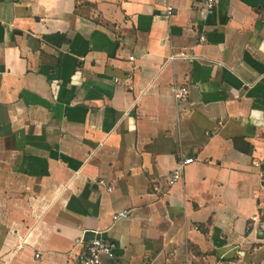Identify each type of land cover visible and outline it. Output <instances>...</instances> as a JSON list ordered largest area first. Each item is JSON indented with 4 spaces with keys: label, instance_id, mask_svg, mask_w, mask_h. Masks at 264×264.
<instances>
[{
    "label": "crops",
    "instance_id": "1",
    "mask_svg": "<svg viewBox=\"0 0 264 264\" xmlns=\"http://www.w3.org/2000/svg\"><path fill=\"white\" fill-rule=\"evenodd\" d=\"M204 1L0 0V264H264V0Z\"/></svg>",
    "mask_w": 264,
    "mask_h": 264
},
{
    "label": "built area",
    "instance_id": "2",
    "mask_svg": "<svg viewBox=\"0 0 264 264\" xmlns=\"http://www.w3.org/2000/svg\"><path fill=\"white\" fill-rule=\"evenodd\" d=\"M204 5L209 13H212L215 8L214 0H205ZM167 15H172L171 11L167 12ZM201 42L205 39L201 38ZM179 58H186L184 54H179ZM171 59L177 58L176 56H171ZM188 91L186 88L177 89L174 92V97L177 101H186L188 98ZM194 162L193 158H182L177 162L176 168L170 173L168 178V185L173 186L179 182L183 176L184 169ZM100 184L105 185V181H100ZM107 192L111 191L110 187H107ZM127 213H117L114 215L113 219L116 221L121 218H127ZM257 229V231L264 233V202L260 206L259 212L251 218V224L249 229ZM116 247L113 243L104 241L102 239H93L84 245L83 251L77 257L75 264H101L103 257L108 259H113L115 257ZM38 257V256H37Z\"/></svg>",
    "mask_w": 264,
    "mask_h": 264
}]
</instances>
